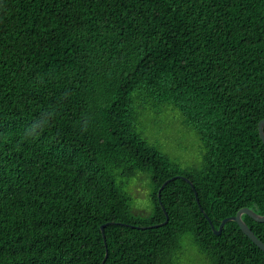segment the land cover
Listing matches in <instances>:
<instances>
[{
  "label": "trees",
  "instance_id": "obj_1",
  "mask_svg": "<svg viewBox=\"0 0 264 264\" xmlns=\"http://www.w3.org/2000/svg\"><path fill=\"white\" fill-rule=\"evenodd\" d=\"M159 108L199 137L200 164L137 131ZM262 120L264 0H0V264H101L106 249L103 264H175L184 237L209 264H264L235 222L216 235L204 216L218 230L264 215ZM176 176L204 213L185 180L158 197ZM242 220L264 244V223ZM110 222L129 226L107 225L105 247Z\"/></svg>",
  "mask_w": 264,
  "mask_h": 264
},
{
  "label": "rangeland",
  "instance_id": "obj_2",
  "mask_svg": "<svg viewBox=\"0 0 264 264\" xmlns=\"http://www.w3.org/2000/svg\"><path fill=\"white\" fill-rule=\"evenodd\" d=\"M137 131L151 145L182 168L198 165L202 161L203 150L199 137L183 123L181 115L176 110L159 108L150 111L138 122ZM150 188V182L147 179L131 184L130 197L135 208L149 206ZM180 245L181 251L177 255L175 264H209L197 253L188 237H184Z\"/></svg>",
  "mask_w": 264,
  "mask_h": 264
},
{
  "label": "water",
  "instance_id": "obj_3",
  "mask_svg": "<svg viewBox=\"0 0 264 264\" xmlns=\"http://www.w3.org/2000/svg\"><path fill=\"white\" fill-rule=\"evenodd\" d=\"M258 132H259V137H260L261 141H262L263 144H264V120H262V121L259 122V125H258ZM175 179H182V180H185V181L191 186V188H192L193 191H194V195H195L196 201H197V203H198L199 209H200L201 212H203V210H202V208H201V206H200V204H199L198 198H197V193H196V191H195V189H194L192 183H191L188 179H186V178H184V177H182V176H176V177H173V178H171V179H169V180H166V181L162 184V186H161V188H160V190H159V192H158V197L160 196V192H161V190H162V189H163V188H164L169 182H171V181H173V180H175ZM161 208H162V210L164 211V214H165V216H166V219H165V221H164L163 223L158 224V225H155V226H153V227L164 226V225L167 224V222H168V216H167V213H165V210H164V208H163L162 205H161ZM203 213H204V212H203ZM243 215H247V216H249V217H250L251 219H253L255 222H258V223H264V215H263V216L257 215V214L254 213L253 211H251V210H249V209H247V208H244V209H241L240 211H238L237 214H236V216L224 219V220L221 222V224H220V226H219V229H218V230H215L214 227H213V225H212V223L210 222L209 218H208L207 215L204 213V216H205V218L208 220V222L210 223L211 229H212V231L214 232V234H216V235H220V234H221V231H222V229H223V227L225 226L226 223H228V222H235V223L239 226V228H240V230L242 231V233H243L245 236H247V237L252 241V243L255 244V246H256L257 248H259V249L264 253V244H263V243H262V242H261V241H260V240H259L254 234H253V232L247 227V225L245 224V222L242 220V216H243ZM115 224H118V225H121V226H129V225H126V224H124V223H114V222H110V223H107V224L102 225V226L100 227V230H101V233H102V236H103V240H104L105 247H106V242H105L104 228H105L107 225H115ZM131 227H133V226H131ZM146 228H148V227H143V229H146ZM107 257H108V252H107V249H106L105 257H104V260H103V262H102L101 264H103V263L106 261Z\"/></svg>",
  "mask_w": 264,
  "mask_h": 264
},
{
  "label": "bare ground",
  "instance_id": "obj_4",
  "mask_svg": "<svg viewBox=\"0 0 264 264\" xmlns=\"http://www.w3.org/2000/svg\"><path fill=\"white\" fill-rule=\"evenodd\" d=\"M194 186V185H193Z\"/></svg>",
  "mask_w": 264,
  "mask_h": 264
}]
</instances>
